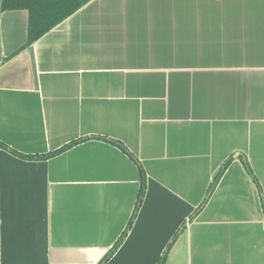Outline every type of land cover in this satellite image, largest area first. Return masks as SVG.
<instances>
[{
  "label": "crops",
  "instance_id": "obj_1",
  "mask_svg": "<svg viewBox=\"0 0 264 264\" xmlns=\"http://www.w3.org/2000/svg\"><path fill=\"white\" fill-rule=\"evenodd\" d=\"M27 23L0 9V142L42 157L0 148V264H99L126 230L103 264H264V0H91L23 48Z\"/></svg>",
  "mask_w": 264,
  "mask_h": 264
},
{
  "label": "trees",
  "instance_id": "obj_2",
  "mask_svg": "<svg viewBox=\"0 0 264 264\" xmlns=\"http://www.w3.org/2000/svg\"><path fill=\"white\" fill-rule=\"evenodd\" d=\"M90 1L91 0H1L0 9L1 11H13V10L27 11V14H28L27 40H26L25 45L23 46V48H27L31 44H33L36 40L41 38L43 35L51 31L54 27H56L62 21H64L65 19L70 17L72 14L77 12L80 8H82L84 5H86ZM78 142H80V140L70 143L66 147L50 154L49 156L56 155L59 152L75 145ZM112 142L120 145L123 148V150L127 154H129L130 157H133L132 154L128 152L126 148L120 144V142H115V141H112ZM0 148H4L22 159H41L42 158L41 156H28V155L19 154L15 152L14 150L8 148V146H6L5 144L1 142H0ZM45 157H48V156H45ZM239 159L242 162V165L246 173L250 176V178L256 185L259 194L262 195L261 187L249 165L248 160L243 156H240ZM232 160L233 159L230 157L226 161H224V163L221 165V167L219 168V170L213 177L212 181L210 182L207 192H206V196L203 202L201 203V205L196 210V213H198L204 207L209 197L214 192V189L216 188L224 171L226 170L227 166ZM135 161L140 166L139 162L136 159ZM144 192H145V176L141 170L140 187L138 191L135 212L137 211V209L139 208L141 204V201L144 196ZM263 208H264V203H263ZM131 221L132 219L130 220L129 225L131 224ZM126 231L121 235V237L117 240V242L114 244L112 249L108 252V254L104 257L102 262H100L99 264H103L104 261H106L117 250V248L119 247V245L121 244L122 240L124 239L126 235ZM168 250L169 248L164 252L161 258L158 260L157 264L164 263Z\"/></svg>",
  "mask_w": 264,
  "mask_h": 264
}]
</instances>
